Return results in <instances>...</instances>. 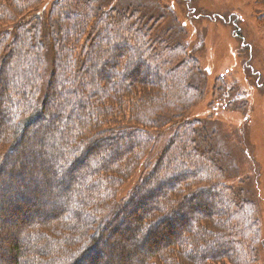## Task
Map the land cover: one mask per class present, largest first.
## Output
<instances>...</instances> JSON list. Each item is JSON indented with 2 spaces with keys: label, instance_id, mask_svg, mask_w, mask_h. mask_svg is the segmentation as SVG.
<instances>
[{
  "label": "trees",
  "instance_id": "16d2710c",
  "mask_svg": "<svg viewBox=\"0 0 264 264\" xmlns=\"http://www.w3.org/2000/svg\"><path fill=\"white\" fill-rule=\"evenodd\" d=\"M42 1L0 0V57L12 66L8 74H0L1 149L8 145L4 139L8 126L15 130L10 136L13 144L9 141L7 151L0 154V203L2 197L9 202L10 189L19 197L3 207L2 214L24 213L19 204L25 199L40 207L47 203L51 211L47 221L39 217L13 225L19 242L11 248L14 256L5 259H11L10 264H96L100 258L103 264H255L263 244L257 203L226 185L213 154L203 152L188 136L196 133L201 121L185 118L194 94L189 83L183 85L186 74L178 82L166 83L180 71L177 68L194 67L192 56L167 41L150 46L138 23L127 24L135 34L127 41L120 34L111 35L107 25L102 29L110 36L102 38L103 31L87 22L107 14L84 5V0H63L58 11L52 5L54 11L46 19L24 20ZM110 20V27L120 25L118 19ZM86 28L94 42H101L95 53L94 48L89 52L94 44L81 43ZM15 33L18 52L8 43ZM46 44L53 50L56 76L45 88V97L37 100L45 85L39 73ZM125 46L128 58L132 56L128 61L120 55ZM142 52L162 60L154 69L158 83L138 81L132 63ZM179 55L186 60L177 67ZM112 58L116 64L109 66ZM102 68L108 71L104 75ZM216 90L217 101L226 105ZM167 99L171 102L158 104ZM170 138L172 144L161 147L162 140ZM20 149L36 153L38 174L19 164L25 159ZM144 158L150 167L155 164L154 172L137 183L153 187L145 191L154 195L152 203L137 202L138 186L128 199L125 195L117 200L120 187L136 174ZM160 169H165L162 177ZM32 180L45 186V191L40 187L42 199L35 192L29 197ZM156 189L160 193L153 194ZM124 227L132 234L124 235L123 248L119 229ZM163 233L166 238H159Z\"/></svg>",
  "mask_w": 264,
  "mask_h": 264
},
{
  "label": "rangeland",
  "instance_id": "374dc122",
  "mask_svg": "<svg viewBox=\"0 0 264 264\" xmlns=\"http://www.w3.org/2000/svg\"><path fill=\"white\" fill-rule=\"evenodd\" d=\"M62 2L63 0H44L35 11L30 9L29 14H26L23 19L26 21L34 17L46 19L47 15L52 10L54 11L52 5L56 4L55 8L57 9ZM83 4L90 8L102 9L107 14L106 18L92 17L87 22L92 26V29L94 26L103 31L102 38L110 36L106 29H102L107 25L108 28H111L110 34H120L122 39L127 41L135 36L128 30L127 24L138 23V26L143 30L142 39L150 46L159 47L167 41L170 45L184 47V51L192 56L194 67L187 65V69L177 68L186 60L183 55L177 56L174 66H177V70L180 71L166 78V83L178 82L179 76L186 74V78L183 75V85L189 83L194 94L190 96L188 114L185 118L201 121L199 127L195 129L196 133H190L188 136L197 140L200 149L203 148V152L213 154L211 157L217 160L219 169L217 171L224 176L226 185L233 187L232 189L242 190L237 195L257 203L261 229L260 238L263 244L255 264H264V0H84ZM117 16L120 17L117 18ZM111 17L118 19L120 25L115 28L110 27L108 23H111ZM123 24L128 31L123 29ZM89 30V28L85 29V36L81 43L87 41L88 47L94 44L89 52L94 48L95 53L100 49L101 42H94L95 38ZM17 38L18 33H15L10 36L8 43L11 41L15 51L18 52ZM44 51L42 58L44 68L39 74L44 76L42 77L44 78L43 84H41L45 85L44 88L41 87L37 100L45 97V88L56 76L51 60L53 59V50H50L49 45L46 44ZM113 51L115 52V50ZM126 51H128L127 46L120 55L127 59L129 56ZM138 57L134 60L136 62L132 63L136 77L139 75L138 81L143 79L158 83L156 76L154 77V69L162 60L155 57L150 59L149 52L146 54L142 52ZM131 59L132 56L127 61ZM148 63L150 68H148ZM108 64L109 66L115 65L116 61L113 58L109 59ZM11 68L12 66H6V60L0 57V74H8V70ZM99 71L103 75L108 72L106 68ZM218 79L221 81L217 82ZM215 87H217L216 93L226 99V105L220 100L217 101L213 93ZM134 90L136 91L137 88ZM168 102L170 103L171 100L167 99L165 102L159 100L158 104H168ZM14 134L15 130L10 129L9 125L4 137L8 145L2 144L4 149L0 148V154L4 150L7 151L9 141L11 142L10 136L12 137ZM171 141L173 142L172 138L162 140L161 147L167 149V146L172 144ZM11 143L13 144V141ZM10 147L12 146L10 145ZM19 153L25 158L24 160L20 158L19 164L25 163L26 168L32 167L31 174H38V168H35L36 160H38L36 153L26 149H20ZM14 154L10 155L11 161L15 159ZM203 154L210 156V154ZM87 161H89L88 158ZM32 163L34 164L32 165ZM146 163L147 160L144 158L136 174L120 187V192L116 196L117 200H121L125 195H127L126 198H129L132 190L138 186L140 189L137 191L139 193L136 197L137 202L140 199L139 201L145 205L152 203L154 195H147L145 191L147 193L153 187L147 189L144 188L145 184L137 183L139 179L154 172L155 164L150 167L151 164L147 163L145 166ZM11 171L10 169L6 170L7 173ZM51 171L53 170L51 169ZM164 171L165 169H160L159 177L164 176ZM198 178L200 180L199 176ZM13 180L15 181V179ZM202 180L205 179L202 178ZM32 183L34 188H30ZM31 185L28 190L29 197L35 192L34 194L42 199L44 192L40 191L42 188L45 191V186L41 182L37 183L33 180ZM46 189L53 192L50 187H46ZM14 190L10 189L7 192L8 203L15 202L19 198ZM154 193H160V189L154 190ZM1 202L0 218H4V221L0 222V253L4 261L0 264H10L11 259L5 258L14 256L11 248L19 242L16 230L12 228L13 225H23L39 217L42 218V221H47L51 211L48 210L47 203L40 207L31 205L30 200L25 199L19 204L24 213L12 211L11 214L3 215V207H7L8 203L3 197ZM119 230L122 232V237L118 242L124 248L126 243H123L124 235L129 237L132 231L130 232L126 227ZM105 234L107 236L106 231ZM165 234L167 233H163L159 238L165 239ZM7 250L8 253L10 252L9 255ZM126 260L124 258L122 261ZM96 264H103L102 259L100 258Z\"/></svg>",
  "mask_w": 264,
  "mask_h": 264
}]
</instances>
